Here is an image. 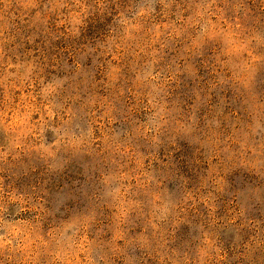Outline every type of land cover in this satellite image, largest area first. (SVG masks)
Masks as SVG:
<instances>
[{
  "label": "rangeland",
  "instance_id": "rangeland-1",
  "mask_svg": "<svg viewBox=\"0 0 264 264\" xmlns=\"http://www.w3.org/2000/svg\"><path fill=\"white\" fill-rule=\"evenodd\" d=\"M0 264H264V0H0Z\"/></svg>",
  "mask_w": 264,
  "mask_h": 264
}]
</instances>
